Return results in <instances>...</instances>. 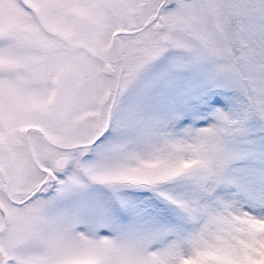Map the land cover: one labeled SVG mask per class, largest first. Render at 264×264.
I'll list each match as a JSON object with an SVG mask.
<instances>
[{
    "label": "snow or ice",
    "instance_id": "obj_1",
    "mask_svg": "<svg viewBox=\"0 0 264 264\" xmlns=\"http://www.w3.org/2000/svg\"><path fill=\"white\" fill-rule=\"evenodd\" d=\"M0 264H264V0H0Z\"/></svg>",
    "mask_w": 264,
    "mask_h": 264
}]
</instances>
